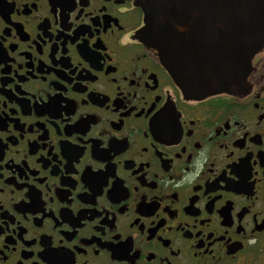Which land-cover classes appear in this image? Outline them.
<instances>
[{"label":"flooded vegetation","instance_id":"flooded-vegetation-1","mask_svg":"<svg viewBox=\"0 0 264 264\" xmlns=\"http://www.w3.org/2000/svg\"><path fill=\"white\" fill-rule=\"evenodd\" d=\"M136 0H0V264H264V49L185 97Z\"/></svg>","mask_w":264,"mask_h":264},{"label":"water","instance_id":"water-1","mask_svg":"<svg viewBox=\"0 0 264 264\" xmlns=\"http://www.w3.org/2000/svg\"><path fill=\"white\" fill-rule=\"evenodd\" d=\"M141 32L182 94L243 92L264 49V0H136Z\"/></svg>","mask_w":264,"mask_h":264}]
</instances>
